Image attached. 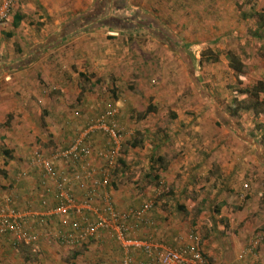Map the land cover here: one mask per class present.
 I'll list each match as a JSON object with an SVG mask.
<instances>
[{"label":"rangeland","instance_id":"obj_1","mask_svg":"<svg viewBox=\"0 0 264 264\" xmlns=\"http://www.w3.org/2000/svg\"><path fill=\"white\" fill-rule=\"evenodd\" d=\"M43 1H51L48 8H52L50 18H54L48 17L46 22L52 27L51 20L56 21V28L44 38L40 30L45 22H36L37 45L78 17L90 15L92 19L91 23L84 22L79 37L49 47L37 61L50 67L52 77L57 79L59 71L62 79L72 82L50 92L49 98L52 94L62 96L61 101L53 97L56 106L48 100L50 106H64L63 111L92 107L90 111L84 108L82 117L69 126L74 137L84 124L110 107L103 104L115 101L113 108L124 129V140L114 165L109 167L110 191L115 194L111 197L114 205L117 196L125 199L122 210L153 203L151 212L159 216L158 224L141 229L142 239L159 241L163 237L165 242L180 243L192 237L191 241L200 243L209 264L261 263L259 257L251 259L249 254L240 262L238 255L245 245L244 237L248 242L256 237L264 240V114L255 116L251 111L233 109L239 90L264 82V28L256 22V16L264 13V0ZM16 2L12 13L18 4L24 16L36 20L40 12L29 6L23 12L27 0ZM201 7L204 11L199 14ZM106 14L110 19L119 14L135 15L133 21L138 17L143 26L155 20L152 29L162 34L147 28L131 34L120 31L119 25H106L113 22L106 20ZM86 46L88 52H83L93 63L58 62ZM228 53L243 60L244 75L233 74ZM237 97L246 100V95ZM43 105L42 109L39 104L47 116V104ZM218 111L236 115L232 117L234 123L249 135L248 144L229 128L215 124ZM90 140L92 155L101 167L98 153L108 150V138L98 134ZM42 143L37 144L40 150ZM95 145L103 146L95 152ZM0 148L5 151V146L0 144ZM58 150L60 147L55 146L53 152ZM6 151L12 152L0 157V192L2 187H11L13 175L16 179L9 193L20 199L17 184L26 177L20 171L33 165L29 167L28 159L26 165L20 163L23 167L17 164L15 168V149ZM6 160L13 161L7 169L2 163ZM229 185L234 188L230 190ZM116 243L114 264H119L122 249ZM258 247L253 252L259 254Z\"/></svg>","mask_w":264,"mask_h":264},{"label":"crops","instance_id":"obj_2","mask_svg":"<svg viewBox=\"0 0 264 264\" xmlns=\"http://www.w3.org/2000/svg\"><path fill=\"white\" fill-rule=\"evenodd\" d=\"M27 1L28 3L26 4V7H22L23 12L29 9L35 10V12H40L37 14L36 20L32 22L27 16H24V14L18 10L19 5L17 4L15 11L9 19L4 23H0V144L5 146V151H2L4 148H0V157L5 158L4 154L8 153L6 150L15 149V152L12 153L14 156L12 160L16 163L14 165L15 168H17V164L20 163H24V165H26L28 159L29 161L27 163L29 164V167L32 166L29 162H31L32 158L38 155L50 158L52 153H55L53 152L55 146L61 147L60 143L64 142L63 138H65V135H67V138L65 139L66 143L73 139L75 134L73 135V132L71 134L69 129L73 120H79L82 117V111L85 109L90 111L92 108L85 106V109L82 108L83 110L81 111L77 109L74 111H69L68 109L63 111L64 106H58L57 109L53 107L56 106L53 103V97L55 100L58 98L57 101H61L62 96L57 97L56 94H52V98H49V95L51 94L50 92L52 91V93H55L56 90L60 91L63 86H71L72 82L62 79L58 68V78L56 79L54 76L52 77L49 73L50 67H43V62L37 61L40 56L34 58L32 55H29V48L37 45V42L39 41L37 34L38 24L36 22H45L44 29L40 30L41 35L45 38L46 35L52 34V30H55L56 21L54 22V20H51L53 23V26L51 25L52 27H50V25L46 22L48 17L49 19L54 18L53 15L52 18H50L52 8H48L51 1L49 4L43 0ZM202 2L205 1L203 0ZM28 6L31 8L28 9ZM201 11H204V7L199 8V11L197 10L199 14ZM262 12L264 11L262 10ZM79 35L76 36V38L79 37ZM45 42L46 41L41 44H45ZM34 43L35 45L33 46L32 44ZM31 45L32 47H29ZM83 51L88 52V47L86 46L81 50L77 49L70 53L68 60L58 62L82 63V60H84V63H93V61H89V58L87 60L86 54ZM98 62H100V60H97L96 63ZM39 78L45 83H40ZM67 79L70 80V78ZM48 100L53 106L49 105ZM43 102L47 104V108H45L48 112L47 116H45V114L43 115ZM107 103L103 104L102 107L109 106L106 105ZM39 104L42 105V109ZM106 109H109V107ZM60 110L65 112L66 115L64 116V113H60ZM228 114L223 111H218V113L216 112L217 118L215 124L224 126V128H229L240 140L248 144L250 140L247 138L242 139L240 137V135L244 134H242L243 132L237 125V122L234 123L235 121L232 117H235L236 115L232 114L229 116ZM93 120L88 121L85 125L91 123ZM31 133H34L35 135H32ZM28 135H32V138H29ZM41 140L43 141L42 144L44 147L42 150L37 147V144L41 142ZM102 146L103 145H95V152ZM11 152L12 151H9L8 154ZM90 158L94 169L97 170L99 166V161L97 160L99 159L95 161L96 157L93 155H91ZM13 161L9 162L6 160L2 163L6 165L7 169L10 166L9 164H12ZM53 162L58 170H66V172L64 171L65 175L69 178V181L72 182V192L76 198L82 197L88 185L76 184L72 181V177L70 176L72 173L71 167L60 164L56 160ZM186 164L188 163L186 162ZM21 167H23V165H21L20 168ZM34 168V166L27 169L22 168L23 170L20 171V174L24 173L26 176L17 184L18 189L16 192H18L17 194L20 196V199L13 196V193H9V190L13 191L12 186L14 184V180L16 179L13 175L10 176L9 186L11 187H2V191L0 192V203L3 202L5 196H10L18 210L38 213L40 215L39 218L45 220V224L42 225L40 223H33L35 229L40 235V238L35 245L17 244L9 233L0 232V264H114V259H117V256L114 255V249L116 248L114 243L116 242L113 240L114 238L110 233H107V238H101L104 239V242L99 238L93 239L75 248H69L61 242H58L55 234L59 232H69V226L63 225L59 216L48 214L50 207L52 208L56 204V190L54 189L53 183L47 178L45 179L42 171H40V169L37 171ZM10 170L12 173L15 171L14 169ZM225 176L226 178L230 177L229 175ZM6 179L9 180V177H6ZM232 188H234V186L229 185V189L232 190ZM110 194L115 197L114 192H110ZM125 195L126 194H124V197H126ZM124 201L125 199L121 200L118 196L115 198V207L119 211L135 208L129 207L128 209L122 210ZM43 203H46L47 208L43 206ZM101 207L102 201L100 199H95L93 208L99 209ZM156 215L157 214L153 212L150 215L152 219L155 220L154 224H158L156 217L159 216ZM89 218L92 221L94 220L92 215H90ZM34 221L35 220H32L31 222ZM70 221L73 222L72 219H70ZM144 228H141L142 231H146ZM142 231H138L133 236L136 238H143ZM102 236L105 235L102 234ZM246 237H244L243 240V245L244 243L245 245L241 247V252H239L238 255L240 262L246 259V256L240 257V255L243 254L245 248L248 247V245L254 240L253 239L248 242L249 239ZM256 238L255 249L259 246V254L256 251L253 252V254H249L248 257L251 259L259 257L261 259V263L257 264H264V240L259 237ZM158 242L173 249H178L182 246L186 247L192 244L190 239H184L183 242L180 243L177 241L171 243V240L165 242L163 237ZM219 244L224 245V242L220 240ZM227 244H230L229 239ZM200 249L203 253L205 264H209L201 246ZM137 259L139 261H143L144 263L149 261L145 256L140 254L137 255ZM232 259L234 258L232 257ZM119 264H121V259ZM245 264L253 263L247 262Z\"/></svg>","mask_w":264,"mask_h":264},{"label":"built area","instance_id":"obj_3","mask_svg":"<svg viewBox=\"0 0 264 264\" xmlns=\"http://www.w3.org/2000/svg\"><path fill=\"white\" fill-rule=\"evenodd\" d=\"M16 1L0 0V23L12 15ZM98 134L105 135L110 146L108 150L99 151L98 157L102 164L95 170L90 158L93 151L90 139ZM123 140L124 129L117 119V110L109 108L80 130L66 149L58 150L50 158L39 155L32 158L31 165L40 169L45 179L51 181L56 190V204L50 207L48 214L59 216L63 225L69 226V232L55 234L58 242L75 248L89 240L101 239L104 233H110L122 249L121 264H205L196 239L191 245L173 249L151 238L133 236L141 228L152 225L147 214L153 203L119 211L112 201L109 167L114 165ZM54 160L72 168L70 176L76 184L88 185L82 197L76 198L72 192V182L65 175L66 170H58ZM95 199L102 201L101 208H93ZM43 206L47 208L46 203H43ZM90 215L94 217L93 221L90 220ZM39 216L32 211L18 210L12 198L5 196L0 203V232L9 233L17 244L35 245L40 235L33 223L45 224V220ZM32 220L35 221L31 222ZM252 242L240 257L254 251L256 239ZM138 254L145 256L149 261H139Z\"/></svg>","mask_w":264,"mask_h":264},{"label":"trees","instance_id":"obj_4","mask_svg":"<svg viewBox=\"0 0 264 264\" xmlns=\"http://www.w3.org/2000/svg\"><path fill=\"white\" fill-rule=\"evenodd\" d=\"M134 18H135V15L134 16H132V15L129 16V15H126V14L125 15L124 14H121V15L119 14V15H116V17H111V19H110V16H108L106 14V20H110V21H113V22H111L110 24H108V23L107 24L105 23V24L108 25V26L119 25L120 26V29H119L120 31L130 32V34L132 32L140 31V30L146 29V28L148 29V31L150 29V30H152V32H155V34L156 33H161V32H159L158 30H156L154 28L152 29V25L154 24L155 20L152 23L150 22L147 25L145 24L147 26L146 27L145 25L144 26L142 25V21H139L138 17H136L135 21H133ZM91 20L92 19H91L90 15H87L85 17L81 16V17L76 18L74 21L69 22L67 25H65L63 27H60L57 35H55V36H53L51 38L49 37L46 40L45 44H38V45H35L34 47H32L29 55L31 54L34 58H36V57L40 56L41 53L44 50H46L47 48L54 47L57 44H61V42H64L67 39H70L72 37L78 36L82 32V30L84 29L83 26L86 25L84 22L86 21V23H88V22L91 23ZM150 20H153V19L150 18ZM256 22H257V24L259 25L260 28L261 27L264 28V15L256 16ZM98 24L99 23L95 24V26H97ZM159 30H161V27L159 28ZM55 40H57V43H54V45H52L51 42H53ZM188 55H189V57L191 56L190 54H188ZM227 58H228V67L233 71V74L236 77H240V76L244 75V73L246 71V67H245L246 65H245V63H243V60H241L237 55H235L233 53H228L227 54ZM238 92L241 95H246V100L245 99H238L237 96L240 95V94H237L236 97H235V100H237V101H235L236 102L235 103V107H234L235 109H233L234 112H236L238 110H243V111H246V112L251 111V112H253V114L255 116L259 115V114H264V82L257 81L252 86L244 88V89H241ZM247 100H249V102ZM108 102H110V105H109L110 107L109 108H113V106H115V104H116L114 100L113 101L110 100ZM145 116L146 115H143L142 118H145ZM78 132L79 131H77V133ZM242 134H244V133H242ZM240 137L242 139L247 138V139L250 140L249 135H245L244 134V135H240ZM73 139L70 140L68 143L65 142L64 144H61L60 150L66 149L70 145V143L73 141ZM151 211H152V209L148 212L147 215H151L152 214ZM148 217L152 221V225L150 227H153L155 225L154 224L155 220L152 219L151 216H148ZM154 241H156V240H154Z\"/></svg>","mask_w":264,"mask_h":264}]
</instances>
